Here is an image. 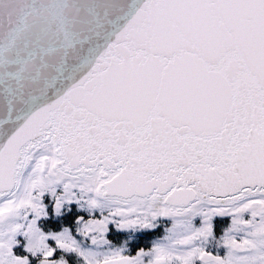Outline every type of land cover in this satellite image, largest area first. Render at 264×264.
Listing matches in <instances>:
<instances>
[{"label": "snow or ice", "instance_id": "6c2138e0", "mask_svg": "<svg viewBox=\"0 0 264 264\" xmlns=\"http://www.w3.org/2000/svg\"><path fill=\"white\" fill-rule=\"evenodd\" d=\"M0 264H264V0H0Z\"/></svg>", "mask_w": 264, "mask_h": 264}]
</instances>
